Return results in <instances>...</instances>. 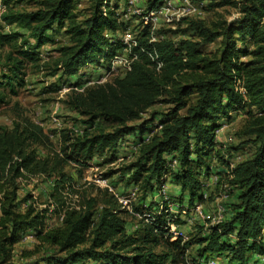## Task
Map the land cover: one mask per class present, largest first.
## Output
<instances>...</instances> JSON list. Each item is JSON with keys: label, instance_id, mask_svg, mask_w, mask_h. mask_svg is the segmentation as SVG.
Instances as JSON below:
<instances>
[{"label": "trees", "instance_id": "1", "mask_svg": "<svg viewBox=\"0 0 264 264\" xmlns=\"http://www.w3.org/2000/svg\"><path fill=\"white\" fill-rule=\"evenodd\" d=\"M79 1L42 0L32 12H17L4 3L1 20L27 31V37L0 34V49H13L0 55V107L25 86V63L42 67L39 50L55 45L52 36L63 34L68 44L56 49L51 77L77 76L89 64L108 70L115 54L124 50L125 43L114 39L127 30L119 19L118 5L112 6L110 0H87L88 15L80 19ZM162 1L147 0L146 10ZM194 1L207 4V12L236 8L239 17L211 25L182 19L177 25L186 28L178 31L191 37L179 42L168 39L169 31L161 29L160 38L150 44L146 26L138 35L137 47H132L137 60L125 76L73 92L68 98V108L86 128L74 139L58 132L61 157L41 154L38 147L48 143L49 136L28 119L11 129L0 128V264H14L13 248L29 232L38 245L22 258L30 259L41 249L47 256L28 264H191L187 251L193 246L198 247L193 261L197 257L199 264L221 255L229 257V264H256L258 260H252L249 253L264 256V0ZM216 41L214 51H204ZM149 53H156L162 62L159 71ZM158 105L168 109L150 112ZM240 113L246 116L243 135L247 140L234 151L240 153L249 146L250 152L231 171L228 183L238 193L229 205V218L210 228L207 236L171 240L169 216L164 212L155 213L151 223L128 234L123 211L107 189L101 191V199L90 198L79 206H67L62 198L69 181L63 173L65 164L85 168L96 158L112 163L127 139L138 133L140 148L134 161L119 170L128 175L125 183L136 187L144 200L168 177L179 189L175 200L179 206L185 196L188 207L201 204L202 179L211 175V160L229 167L220 148L216 150L215 132L230 121L231 114ZM145 115L149 118L142 121ZM156 124L162 128L154 132ZM146 132H154L147 141L143 138ZM21 171L52 183L45 208L35 206L30 192L20 199L26 192L17 183ZM50 205L54 206L52 214ZM134 212L141 213L140 207ZM60 213H64L61 223L48 224ZM174 224L182 225L179 219Z\"/></svg>", "mask_w": 264, "mask_h": 264}, {"label": "rangeland", "instance_id": "2", "mask_svg": "<svg viewBox=\"0 0 264 264\" xmlns=\"http://www.w3.org/2000/svg\"><path fill=\"white\" fill-rule=\"evenodd\" d=\"M42 0H0V16L5 13L6 6L5 2L8 3L7 6L11 7L14 11L19 12H32L37 9V4ZM146 1L138 0L135 8L131 10L127 8V0H110V4L118 5L117 13L120 15L119 19L127 26L125 32L117 33L114 39H123L124 34H129L130 40L136 39L139 33L142 31L141 23L142 17L146 12ZM207 4H204V6ZM89 3L87 0H80L77 5V13L80 15V19L88 15ZM239 14L236 8L226 7L223 9H218L214 12H207L203 7L200 13L189 18L194 21H204L207 25L219 21L232 22L237 19ZM177 25V24H176ZM174 25L173 27H164V31H169L166 34L168 39L175 42H179L182 39L191 37L190 34L182 35V29H185L184 24L180 26ZM179 30V31H178ZM176 31V32H175ZM0 34L3 35H13L19 34L22 37H27V31L18 28L17 26H8L0 18ZM110 36V34H107ZM111 37V36H110ZM129 39V38H128ZM52 40L55 45L43 46L40 50V69L32 68V65L25 63L23 67V73L25 74V86L19 88L16 95H11L8 98V103L0 107V128L11 129L15 123H22L24 119H28L32 123L40 126L43 131L49 136V142L45 145L38 147L41 148V154L46 157H61V144L59 142L58 132L64 131L74 139L75 137L81 135L85 130V125L82 124V120L79 116L72 112L67 105L68 98L72 95V91L63 92L64 89L77 86L82 90L95 87L97 85H103L110 83L115 78H121L120 75L113 73L110 76H106L107 67L96 66L89 64V66L81 69L79 74L70 78H63L60 75L51 77V69L54 67V63L58 57L56 49L60 46L68 44L67 38L63 35L52 36ZM32 45L33 40H28ZM20 44V38L17 40V45ZM219 41L207 46L204 51L212 52L218 47ZM13 51L11 46H5L0 49V55H5L7 52ZM14 57L20 60V56L14 54ZM92 83V84H91ZM90 84V85H89ZM168 109L166 105H158L150 110V112H164ZM149 118L148 115L143 116L142 121ZM246 116L242 113L231 114L230 121H224L222 126H224L222 132L217 137V146H221L219 153L222 154L225 161L228 163L236 162V155H241L242 158L248 157L250 152V147L247 146L240 153L234 151V148L240 147L241 144L247 140L243 135V127ZM98 125H103L98 122ZM136 125V124H135ZM159 126L155 125L154 127ZM154 133V132H153ZM151 133V134H153ZM150 133H145L144 140L151 137ZM139 135L138 133L130 136L127 142L122 146L123 151H119L118 156L114 161L107 162L105 159L96 158L87 164V167L82 168L81 166L75 165L73 163L65 164L63 173L69 178L68 182L65 184V189L62 190V198L66 202L67 206H79L83 201L90 198L101 199L102 192L105 188L99 186V179L107 180V185L111 188L112 195L117 197H127L132 192L135 191V198L131 201V209L133 212L129 213L127 210L123 211L122 216L126 221V231L128 234H134L136 231H140L143 227L142 220L135 216L134 209L137 207L142 210L153 207L156 208L158 201L157 194L153 193L147 196L146 199L142 200L141 194L136 187L128 186L125 182L128 175H122L119 170L122 167L129 165L135 159V154H132L131 147L133 145H139ZM222 143L219 145V142ZM133 155V156H132ZM217 159H212L210 163L211 175L207 177L206 180H202L204 183L202 193L203 202L200 205L204 219L184 216L179 219L182 225L178 226V233L189 240L193 237H202L209 235V228H205L210 221V218L216 212L217 209H225V221L229 218L231 209L229 205L236 199L237 191L228 183L227 174L225 168L221 167ZM81 172V173H79ZM112 174V175H111ZM108 175L107 178H104ZM47 178V177H46ZM34 181V182H33ZM33 181L25 183L29 188H25L30 193L34 191L35 196L32 199L36 202L35 206L39 209H43L47 203V196L50 191L48 186V181L45 178L34 177ZM226 185V186H225ZM38 189V190H37ZM42 189V190H41ZM176 191L174 196L172 193ZM172 200H176L179 197V189L176 190L174 187L168 189V195ZM28 192H22L19 196L20 199L25 198ZM35 198V199H34ZM187 197L185 196L183 204L179 206L175 201V206L173 208L174 212L181 211L182 209H188ZM139 229V230H138ZM201 229V230H200ZM209 230V231H208ZM201 231V232H199ZM38 245V241L33 236L29 238L28 236L23 237L22 241L14 246L13 248V263L14 264H28L37 261L44 256H47V251L41 249L38 254H35L32 258H22L23 253L34 251L35 247ZM198 247L193 246L187 251V260L191 264H199L200 261H193ZM161 251V248L157 250V253Z\"/></svg>", "mask_w": 264, "mask_h": 264}, {"label": "built area", "instance_id": "3", "mask_svg": "<svg viewBox=\"0 0 264 264\" xmlns=\"http://www.w3.org/2000/svg\"><path fill=\"white\" fill-rule=\"evenodd\" d=\"M138 3V0H127L126 6L128 9H132L136 7V4ZM204 7V3H199L194 0H163L162 3L153 9L146 10L142 17V25L141 28L142 30L147 26L149 29V40L148 42L155 43L158 38V32L164 28V27H173L177 23H179L182 19H189L191 17L197 16L201 9ZM125 37L121 39L125 43V48L123 51L118 52L115 54L113 59L110 62L109 68L107 70L106 76H110L113 73L119 74L120 77L125 76L131 68L132 62L137 60V55L132 54V47H137V39H132L130 40L129 34H124ZM162 37V36H161ZM129 38V39H128ZM140 52H144V49L142 47L139 48ZM149 60L152 62L153 66L157 71H159L162 68V62L159 60L158 56L156 53H149L148 54ZM92 84V83H91ZM90 85V84H89ZM75 92V93H81L84 90L80 89V87L73 86L67 89H64L63 92ZM162 127L161 126H156L154 128V132L159 131ZM224 126H221L216 132L215 135L216 137L219 136V134L222 132ZM149 139V137L146 139V141ZM140 148V145H133L131 147L132 154H136ZM132 155V156H133ZM17 160V159H15ZM243 158L241 155H236V162L235 163H229V167L226 170L227 174V179L230 181L232 179L231 176V171L235 168L237 164L242 162ZM176 165L175 161L172 162V167ZM22 172V176L18 178L17 183L20 186V191H26L30 192V189L25 190V188H29L25 183L33 181L34 177H31L27 175V173ZM167 179L168 177H164L161 185L159 186L158 190L156 191L155 194H157L158 201H157V206L154 209H146L142 210L141 213H134L135 216L139 217L143 224L151 223L153 221V216L154 214H161L164 212L169 216L167 225L169 229V233L171 236V240H175L177 238H181L183 241H187L185 237L180 235L178 231V226L174 224V221L176 219H181L184 216H189V217H194V218H199L201 220L204 219L203 216V211L200 207V205H194L193 207H190L188 209H182L181 211L179 210L178 212H174L173 208L176 205L175 200L173 201L168 197L167 194ZM34 182V181H33ZM100 187H104L107 189L109 192L113 191L111 188L107 185V180H102L99 179L98 181ZM48 186L52 187V183L48 182ZM226 186V185H225ZM38 190V189H37ZM42 190V189H41ZM32 196H35L34 191L30 193ZM135 191L132 192L129 196L127 197H117L114 195L117 204L119 205L120 210H127L129 213H132L131 209V201L135 198ZM35 199V198H34ZM46 207V206H45ZM44 207V208H45ZM40 208V207H39ZM77 208V207H76ZM78 209V208H77ZM54 211V206L50 205L48 208V212L52 214ZM225 209L220 208L217 209L216 212L213 214V216L210 218V221L207 225H205V228H212V227H218L221 224L224 223L225 221ZM64 217V213H60L57 216L56 220H49L48 224L53 225L54 222L56 223H61ZM182 220V219H181ZM209 231V230H208ZM264 232V230H263ZM28 236L29 238H33V233L29 232L27 233L24 237ZM227 258V259H226ZM201 264H229V257L227 255H221V256H216V257H211L209 258L205 263L201 261ZM256 264H264V256H259L258 257V262Z\"/></svg>", "mask_w": 264, "mask_h": 264}, {"label": "crops", "instance_id": "4", "mask_svg": "<svg viewBox=\"0 0 264 264\" xmlns=\"http://www.w3.org/2000/svg\"><path fill=\"white\" fill-rule=\"evenodd\" d=\"M222 143V141L221 142H219V145ZM219 148H221V146H218V149ZM121 151H123V149L121 150ZM207 178H203L202 180H206ZM167 188L169 189L170 187L172 188V187H174V188H176V190L178 189V187H176V186H174V185H172V184H170V182H169V179H167ZM202 185L204 186V183L202 182ZM167 194H168V190H167ZM174 196L176 195V191L174 192V193H172ZM172 196V195H171ZM170 196V194L168 195V197L170 198L171 197ZM173 198V197H172ZM172 198H170V199H172ZM175 199V198H174ZM231 239H234V236H231ZM249 255H250V257H251V259L252 260H258V257L259 256H263V255H260V254H254V253H249ZM227 259V258H226Z\"/></svg>", "mask_w": 264, "mask_h": 264}]
</instances>
